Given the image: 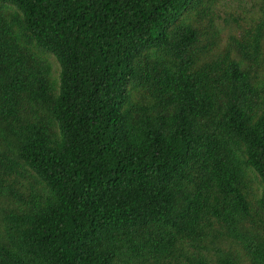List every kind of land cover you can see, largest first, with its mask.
Segmentation results:
<instances>
[{
  "label": "trees",
  "instance_id": "16d2710c",
  "mask_svg": "<svg viewBox=\"0 0 264 264\" xmlns=\"http://www.w3.org/2000/svg\"><path fill=\"white\" fill-rule=\"evenodd\" d=\"M0 264H264V0H0Z\"/></svg>",
  "mask_w": 264,
  "mask_h": 264
}]
</instances>
